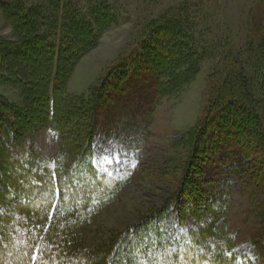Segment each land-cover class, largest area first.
Listing matches in <instances>:
<instances>
[{"label": "trees", "instance_id": "obj_1", "mask_svg": "<svg viewBox=\"0 0 264 264\" xmlns=\"http://www.w3.org/2000/svg\"><path fill=\"white\" fill-rule=\"evenodd\" d=\"M48 5L38 18L23 0L5 9L16 40H0V66L6 68L0 80L16 86L25 105L0 96V264H254L263 258L264 226L244 251L232 245L220 219L230 190L216 189L223 174L217 167L226 164L264 216L263 92L234 57L188 137L179 184L167 200L183 196L179 216L196 223L182 246L165 251L159 231L137 236L170 213L167 202L102 249L79 244L77 229L113 199L119 184L101 165L98 145L109 141L110 154L134 155L148 136L154 105L199 70L204 50L188 34L186 12L164 13L147 23L140 48L121 54L98 85L68 94L78 59L117 23V4L92 0L87 14L69 0ZM263 20L251 21L257 30L248 41L251 53L257 47L264 52ZM44 127L59 144L53 169L37 146Z\"/></svg>", "mask_w": 264, "mask_h": 264}, {"label": "rangeland", "instance_id": "obj_2", "mask_svg": "<svg viewBox=\"0 0 264 264\" xmlns=\"http://www.w3.org/2000/svg\"><path fill=\"white\" fill-rule=\"evenodd\" d=\"M69 1L87 14L92 0ZM23 2L30 11L29 15L38 18L49 7L50 0ZM10 3L11 0H0V40H16L5 16ZM114 3L118 10L117 23L105 29L96 45L78 59L66 83L68 94L86 93L90 87L98 85L121 54L140 48L147 23L164 13H187L182 15L189 22L188 34L196 46L203 48L204 55L199 70L173 94L154 105L148 117V136L143 143L136 144L139 149L134 155L110 154L113 146L109 141L103 145L107 151L97 147L101 165L118 176L119 184L113 199L95 210L85 221L86 225L77 229L76 239L84 247L102 249L139 222L144 214L165 206L167 202L170 213L153 228L162 223L166 225L167 230L162 234L159 232L163 239L161 247L172 252L178 244L182 246L196 223L192 218L179 216L177 204L184 202L183 196L176 195L173 200H167L179 184V166H183L188 156V137L197 128L203 109L214 96L232 57L237 58L253 84L260 86L264 106V52L257 47L251 53L247 46L250 37L257 32L250 29L251 21H261L264 16V0H114ZM260 38L264 40V20ZM4 70L6 68L0 66V72ZM0 96L11 103L25 105L20 90L1 80ZM36 141L53 169L54 156L59 150L54 132L44 127L38 131ZM230 167L231 164L217 167L223 174L218 177L216 189L230 190L225 196L220 219L232 245L246 251L247 241L256 237L264 226V216L260 215L258 204L241 189L244 180L237 174H228ZM146 229L138 231V238ZM17 238L21 240L19 235ZM254 264H264V257Z\"/></svg>", "mask_w": 264, "mask_h": 264}, {"label": "snow or ice", "instance_id": "obj_3", "mask_svg": "<svg viewBox=\"0 0 264 264\" xmlns=\"http://www.w3.org/2000/svg\"><path fill=\"white\" fill-rule=\"evenodd\" d=\"M98 147H100L103 151H107L106 148H104L103 145H98ZM167 230L166 225H164L163 223L160 225H157L154 229H146L142 234H141V239H143L148 233H151L153 231H159L160 233H163ZM129 231H132L131 229ZM125 239H128V233H125L122 238L121 241L118 242V247L120 245L123 244V241ZM165 251H167V249H165ZM32 259L35 261L37 259V257L33 256ZM96 258H89L90 261L95 260ZM181 259H183V257H181Z\"/></svg>", "mask_w": 264, "mask_h": 264}]
</instances>
